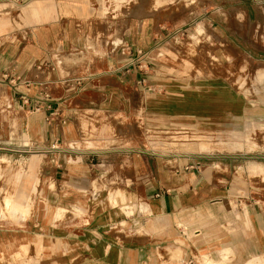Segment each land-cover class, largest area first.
Segmentation results:
<instances>
[{"label":"crops","instance_id":"obj_1","mask_svg":"<svg viewBox=\"0 0 264 264\" xmlns=\"http://www.w3.org/2000/svg\"><path fill=\"white\" fill-rule=\"evenodd\" d=\"M72 10L67 0H0V105L12 106L20 139L41 159L30 165L40 173L29 183L40 187L34 215L0 226V264H182L181 250L217 240L261 253L264 178L248 171L262 163L180 149L156 156L149 132L225 136L264 113L261 95L253 104L220 78L144 74L154 69L148 54L138 66L132 48L93 51L78 17L62 16ZM232 204L247 213L236 220ZM193 216L210 223L182 237Z\"/></svg>","mask_w":264,"mask_h":264},{"label":"rangeland","instance_id":"obj_2","mask_svg":"<svg viewBox=\"0 0 264 264\" xmlns=\"http://www.w3.org/2000/svg\"><path fill=\"white\" fill-rule=\"evenodd\" d=\"M67 1L74 10L62 16L78 17L79 23L84 24L82 41L93 51L108 49L123 54L132 48V58L139 59L135 62L138 66L148 64V59L152 62L149 68L152 65L154 69L141 68L144 74L161 71L173 76L220 78L230 91L245 95V100L254 104L255 96L261 95L258 100L264 102V0H76L75 6L73 0ZM128 30L131 33L125 36ZM147 54L146 63L141 62V57H148ZM138 84L142 89L150 85L143 80ZM151 88L162 91V87ZM0 106H3L0 107V135L3 134L0 136V226L13 228L34 215V199L40 187L29 183L32 177L38 179L40 173L36 171L34 176L30 165L41 159L33 154L34 149L25 146L27 140L20 139L19 121L10 113L12 106ZM254 118L245 119L237 126L238 130L227 131L225 136L208 137L213 134L210 133L206 137H194L190 133L186 136L149 129L153 137L150 149L156 156L177 149L196 151L206 160L242 156L248 166L258 162L264 166V113ZM231 162L237 163L234 159ZM249 172L252 179L258 172L264 178L263 168L250 167ZM5 198L16 204L17 211L12 212L4 205ZM246 206L233 205L236 220L241 219L242 210L247 213ZM201 221L204 219L194 216L186 219L180 229L187 233L181 232L182 237H194L195 227L210 223ZM249 226L245 220L242 229L249 230ZM225 228L229 229V225ZM233 240L239 243L245 237L240 232ZM184 241L181 238L182 246ZM198 243L206 246L201 237ZM219 243V240L211 243L217 245L215 248L187 250L186 255L181 250L182 264H207L208 261L210 264L213 261L214 264H247L250 260L264 264V247L261 253L249 255L251 250L222 249ZM261 244L264 246V234ZM171 255L178 256V253L171 252ZM6 264L12 262L8 260Z\"/></svg>","mask_w":264,"mask_h":264},{"label":"bare ground","instance_id":"obj_3","mask_svg":"<svg viewBox=\"0 0 264 264\" xmlns=\"http://www.w3.org/2000/svg\"><path fill=\"white\" fill-rule=\"evenodd\" d=\"M4 205H5L6 207L10 208V209L12 210V212L17 211V208L15 207L16 204L13 203V202H11V199H9V198H5V203H4ZM207 257H208V256H207ZM212 261H213V260H212ZM253 262H254L253 260H250V261L247 262V264H254ZM207 264H210V261H208ZM212 264H214V261L212 262Z\"/></svg>","mask_w":264,"mask_h":264}]
</instances>
